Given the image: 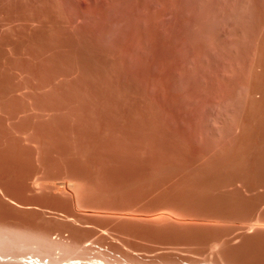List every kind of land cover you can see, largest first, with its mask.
<instances>
[{
	"label": "rangeland",
	"instance_id": "rangeland-1",
	"mask_svg": "<svg viewBox=\"0 0 264 264\" xmlns=\"http://www.w3.org/2000/svg\"><path fill=\"white\" fill-rule=\"evenodd\" d=\"M0 183V264H264V0H0Z\"/></svg>",
	"mask_w": 264,
	"mask_h": 264
},
{
	"label": "bare ground",
	"instance_id": "bare-ground-1",
	"mask_svg": "<svg viewBox=\"0 0 264 264\" xmlns=\"http://www.w3.org/2000/svg\"><path fill=\"white\" fill-rule=\"evenodd\" d=\"M0 184H1V183H0ZM4 190H5V189L2 188V184H1V186H0V196H1L2 199H7V200H9V194H7L8 192H4ZM1 198H0V199H1ZM7 241H8V240H5V239L2 240V239H0V252H3V253H2L3 255L0 253V255H1V256H0V260H2V259L4 258V256H5L4 253H5V252L8 253L6 256H9V255H10L9 253H10V252L12 253V251H13L14 253L16 252V250H14V249L12 250V249H11L12 246H10L11 248H10V247L5 248V247H6V243H7ZM9 241H10V240H9ZM8 243H9V242H8ZM11 243H12V242L10 241L9 245H11ZM13 244L16 245V243H13ZM4 245H5V246H4ZM14 245H13V246H14ZM7 246H8V244H7ZM3 247H4V248H3ZM8 248H10V249H8ZM13 248H14V247H13ZM11 250H12V251H11ZM8 251H9V252H8ZM6 253H5V254H6ZM14 253H13V254H14ZM13 254H12V256H13ZM6 256H5V257H6ZM16 256H18V255L14 254L13 257H16ZM35 256H36V255H34V256L32 255V257L29 258V260H31V259H35ZM37 256H38V255H37ZM39 256H40V255H39ZM40 257H42V256H40ZM10 258H11V257H10ZM16 258H18V257H16ZM16 258H15V259H16ZM38 258H39V257H38ZM13 259H14V258H13ZM43 259H44V258H43ZM43 259L41 258V259H38V260L40 261V263H42V262H44ZM3 260H4V259H3ZM3 260H2V261H3ZM8 260H9V259H8ZM17 260H18V259H17ZM24 260H25V259H24ZM27 260H28V259H27ZM27 260H26V261H27ZM4 261H5V260H4ZM33 261H34V260H31V262H33ZM35 261H36V260H35ZM39 261H38V262H39ZM8 262H9V261H8ZM16 262H17V261H16ZM19 262H20V261H19ZM36 262H37V261H36ZM49 262H50V261H49ZM49 262H48V263H49ZM0 263H1V261H0ZM20 263H21V262H20ZM27 263H30V262L27 261L26 264H27ZM32 264H34V262H33ZM63 264H69V263H68V262H64ZM92 264H105V263H104V262H103V263H102V262L98 263V262H95V261H94Z\"/></svg>",
	"mask_w": 264,
	"mask_h": 264
}]
</instances>
